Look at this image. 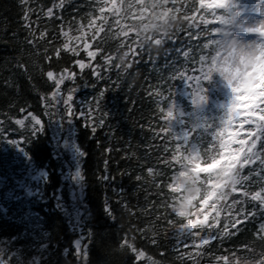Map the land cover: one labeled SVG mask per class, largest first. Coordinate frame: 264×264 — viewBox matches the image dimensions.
<instances>
[{"label": "trees", "instance_id": "16d2710c", "mask_svg": "<svg viewBox=\"0 0 264 264\" xmlns=\"http://www.w3.org/2000/svg\"><path fill=\"white\" fill-rule=\"evenodd\" d=\"M210 1L0 0V141L26 167L0 165V264H264V107L238 119L232 88L204 80ZM221 140L239 183L190 228L171 178Z\"/></svg>", "mask_w": 264, "mask_h": 264}, {"label": "clouds", "instance_id": "9594fccd", "mask_svg": "<svg viewBox=\"0 0 264 264\" xmlns=\"http://www.w3.org/2000/svg\"><path fill=\"white\" fill-rule=\"evenodd\" d=\"M175 20V17H173ZM170 24L165 22L161 26V31L167 35ZM224 68L222 74L227 80H231L233 85L240 89L236 95L257 97L264 99V87L252 91L249 84H264V44L255 41H244L231 31H224ZM161 40L157 39L156 43ZM251 73V75H248ZM248 101L234 100V103H247ZM238 113L232 112L235 116ZM231 141L220 143V155L210 157L206 162L199 158L189 160L188 166L173 174L171 178V211L181 218L194 216L201 202L212 193H215V200L219 201L239 183V172L235 165L236 157L231 149ZM218 164V166H215ZM198 165H202L199 171ZM209 165H212L211 167ZM206 177V178H205ZM212 207V202L209 203Z\"/></svg>", "mask_w": 264, "mask_h": 264}, {"label": "rangeland", "instance_id": "374dc122", "mask_svg": "<svg viewBox=\"0 0 264 264\" xmlns=\"http://www.w3.org/2000/svg\"><path fill=\"white\" fill-rule=\"evenodd\" d=\"M237 5L239 6V9L242 12L241 27L244 29L243 30L244 32L243 33H240V31L238 33L235 32L236 36H238L244 41H255L257 43L264 44V33L246 31V29L249 28L255 29L259 27L262 23H264V0H258L257 2H254V4L248 6L246 4H239L238 1ZM225 20L227 21L228 19ZM225 31H230V28H226ZM221 47L224 51V39L221 43ZM224 55H226V53ZM221 68H224V65ZM225 80H227L226 77ZM227 84H228V80H227ZM257 85L260 86L259 88L264 86V84L251 83L250 88L254 91V86ZM262 229L264 233V225Z\"/></svg>", "mask_w": 264, "mask_h": 264}, {"label": "snow or ice", "instance_id": "6c2138e0", "mask_svg": "<svg viewBox=\"0 0 264 264\" xmlns=\"http://www.w3.org/2000/svg\"><path fill=\"white\" fill-rule=\"evenodd\" d=\"M48 15H49V16L52 15V9H49V10H48ZM25 18L27 19V14H26ZM246 31H248V32L264 33V23H262L259 27L255 28V29L249 28V29H246ZM65 34H66V33H65ZM42 35H43V34H42ZM63 49H64V50H69V51H71L74 55H79V53L76 51V49H74V48H70L69 44H67V43L63 44ZM55 51H56V54H57V55L60 54L58 49H55ZM186 55H187V54H186ZM87 56L90 57V58H92V60H95L96 57H97L96 53H95V52H91V51L87 52ZM75 63L79 65V67H80L81 70H83L85 67H91V64H90V63H89V64H85V62H84L82 59H81V60H76ZM93 72H94V74H96V75L99 77V72H97L96 69H93ZM177 74L180 75V76H182V77L185 78V79H188L189 81L196 80V76H190V75H189V76H185V75H184V72H180V71H178ZM72 75L74 76L75 74L73 73ZM210 75H211V73H208L207 75H205V76H204V80L209 79V78H210ZM248 75H249V74H248ZM47 76H48L49 78H52V77H53V72H52V71H48V72H47ZM69 78H72V77H69ZM63 79H64V77L61 76L60 80H59L57 83H58V84H59V83H62V82H63ZM228 85H229V87L232 88V92H233L234 94H236V93H238V92L240 91L239 88H237L236 86L233 85V83H232L231 80H228ZM70 91H74V89H73V90H70ZM100 96H101V97L103 96V92L100 93ZM199 98H200V99H204L203 96H200ZM72 99H73V97H72L71 95H69V96L67 97V100L64 101V103L68 106V107H67V111H68L69 116H71V113H72L71 105H70V103H69L70 101H72ZM233 99L235 100V96L233 97ZM261 106L264 107V105H261ZM161 114L163 115V113H161ZM172 115H173L172 111H169V112L167 113V116H168V117H171ZM19 123H23V121H20ZM37 123H39V122L37 121ZM101 123H102V122H101ZM93 131H95V129H93ZM165 131H166V129H164V128L161 127L160 130H159V132L156 133L157 138L159 137L160 133H165ZM76 175L79 176L80 173L77 172ZM78 255H79V253H78ZM134 258H135V255H134ZM135 260H136V259H135ZM136 261H137V260H136ZM138 262H139V261H137V264H138Z\"/></svg>", "mask_w": 264, "mask_h": 264}]
</instances>
